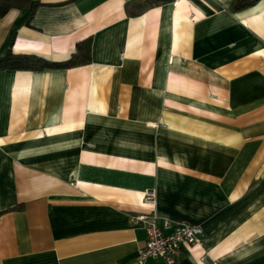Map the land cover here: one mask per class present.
I'll return each instance as SVG.
<instances>
[{
    "label": "crops",
    "instance_id": "obj_1",
    "mask_svg": "<svg viewBox=\"0 0 264 264\" xmlns=\"http://www.w3.org/2000/svg\"><path fill=\"white\" fill-rule=\"evenodd\" d=\"M234 1L0 17V57L61 63L90 41L85 62L0 70V264H138L134 217L154 209L203 230L171 264H264V0Z\"/></svg>",
    "mask_w": 264,
    "mask_h": 264
},
{
    "label": "built area",
    "instance_id": "obj_2",
    "mask_svg": "<svg viewBox=\"0 0 264 264\" xmlns=\"http://www.w3.org/2000/svg\"><path fill=\"white\" fill-rule=\"evenodd\" d=\"M145 200L155 204L153 191H148ZM135 220L143 224L146 242L139 250L136 261L144 264L149 259H161L168 264L174 263L182 254L184 244H197L201 242L203 230L200 226L187 222H172L161 217L156 209L149 214L136 215ZM202 264H217L207 255L200 258Z\"/></svg>",
    "mask_w": 264,
    "mask_h": 264
},
{
    "label": "trees",
    "instance_id": "obj_3",
    "mask_svg": "<svg viewBox=\"0 0 264 264\" xmlns=\"http://www.w3.org/2000/svg\"><path fill=\"white\" fill-rule=\"evenodd\" d=\"M158 0H155L157 2ZM25 0H0V17L4 16L12 8H21ZM249 4V0H235L233 7L242 8ZM90 52V41L86 40L78 44L75 54L65 62H48L38 56L16 55L9 50L4 56L0 57V70L3 69H30L42 70L48 68L68 67L77 63L88 61Z\"/></svg>",
    "mask_w": 264,
    "mask_h": 264
}]
</instances>
